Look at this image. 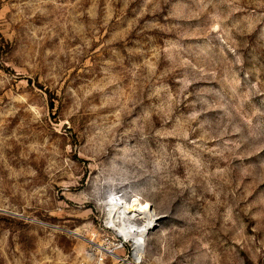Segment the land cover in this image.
<instances>
[{
	"label": "rangeland",
	"instance_id": "1",
	"mask_svg": "<svg viewBox=\"0 0 264 264\" xmlns=\"http://www.w3.org/2000/svg\"><path fill=\"white\" fill-rule=\"evenodd\" d=\"M0 264H264V0H0Z\"/></svg>",
	"mask_w": 264,
	"mask_h": 264
},
{
	"label": "bare ground",
	"instance_id": "2",
	"mask_svg": "<svg viewBox=\"0 0 264 264\" xmlns=\"http://www.w3.org/2000/svg\"><path fill=\"white\" fill-rule=\"evenodd\" d=\"M137 206H140L141 210L140 212L135 211V213L138 214L135 215L134 217H138L140 219L148 218V221L146 220L147 222L146 226H144L141 229L127 227L126 225H124L122 228H117L116 227L117 223L125 220L127 214L132 210L134 211ZM109 218H110V225L112 228L117 230L120 235L133 240L135 244L134 256L137 260H139L140 257L142 256L145 236L148 233V231L154 226L157 218L151 213L150 209L142 207L136 201H134L133 204L129 205V204H121L113 200H112V207L109 211Z\"/></svg>",
	"mask_w": 264,
	"mask_h": 264
},
{
	"label": "trees",
	"instance_id": "3",
	"mask_svg": "<svg viewBox=\"0 0 264 264\" xmlns=\"http://www.w3.org/2000/svg\"><path fill=\"white\" fill-rule=\"evenodd\" d=\"M51 106L50 107H53V102H51V104H50Z\"/></svg>",
	"mask_w": 264,
	"mask_h": 264
}]
</instances>
